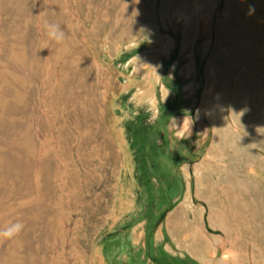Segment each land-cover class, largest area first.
<instances>
[{"label":"rangeland","instance_id":"1","mask_svg":"<svg viewBox=\"0 0 264 264\" xmlns=\"http://www.w3.org/2000/svg\"><path fill=\"white\" fill-rule=\"evenodd\" d=\"M257 126L264 0H0V264H264Z\"/></svg>","mask_w":264,"mask_h":264},{"label":"clouds","instance_id":"2","mask_svg":"<svg viewBox=\"0 0 264 264\" xmlns=\"http://www.w3.org/2000/svg\"><path fill=\"white\" fill-rule=\"evenodd\" d=\"M139 2L140 0H134L135 4H139ZM254 12H255V7L250 5L248 7L247 15L252 16ZM139 14H140L139 9H136L135 16H138ZM45 28L47 30V35L50 39H53L56 42L64 41L65 32L61 29V26L59 24L47 23L45 25ZM250 111H251V108L246 105L239 111V117L241 118L242 116H244L246 113ZM256 131L258 134H264V126H257ZM23 227H24L23 223L19 221H17L14 224H10L6 226L2 231H0V238L9 239V240L13 239L21 233V231L23 230Z\"/></svg>","mask_w":264,"mask_h":264},{"label":"bare ground","instance_id":"3","mask_svg":"<svg viewBox=\"0 0 264 264\" xmlns=\"http://www.w3.org/2000/svg\"><path fill=\"white\" fill-rule=\"evenodd\" d=\"M234 60H237L236 58H233ZM227 60H231V58H222V60L218 63V64H216V65H224L226 62H227ZM258 68V67H257ZM258 70H259V68H258ZM221 88H222V92H225V86L224 85H222L221 86ZM236 104V103H235ZM236 107V106H235ZM220 123V122H219Z\"/></svg>","mask_w":264,"mask_h":264}]
</instances>
